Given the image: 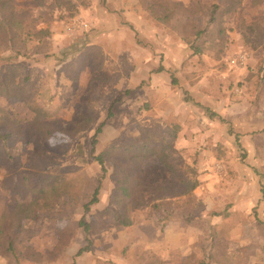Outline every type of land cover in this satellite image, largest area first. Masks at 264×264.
Listing matches in <instances>:
<instances>
[{"label": "rangeland", "instance_id": "rangeland-1", "mask_svg": "<svg viewBox=\"0 0 264 264\" xmlns=\"http://www.w3.org/2000/svg\"><path fill=\"white\" fill-rule=\"evenodd\" d=\"M159 1L165 2L16 0L20 20L35 19L38 28L50 29L49 43L42 53L29 56L2 52L0 79L12 63L26 67L39 89V102L55 113L51 119L57 129L48 138L31 135L32 108L23 98L0 93V120L19 119L28 140L10 139L6 150L14 157L13 171L27 167L37 151L47 152L54 160L51 170L78 188L75 209L26 222L40 258L24 264H145L153 254L162 258L155 264H192L188 257L193 251L197 264L209 247L213 224L231 228L228 247L234 264H264V0H173L182 21L174 30L163 22ZM214 3L232 6L222 17L221 32L208 24ZM184 25L214 28L204 37L202 52L195 53L185 41ZM221 42L224 51L218 57ZM161 66L164 70L157 72ZM88 115L92 123L78 131ZM175 124L181 129L173 149L205 178L195 189L203 208L192 218H163L149 207L138 209V223L145 224L121 229L109 223L92 230L90 251L76 256L87 244L80 220H97L114 187L108 162L100 202L84 210L101 173L94 154L125 136L141 139L143 126L172 129ZM141 175L155 183L170 172L154 157L144 162ZM3 178L0 169V217L19 200L6 190ZM174 202L180 214L189 212L186 197ZM0 264H8L2 254Z\"/></svg>", "mask_w": 264, "mask_h": 264}, {"label": "trees", "instance_id": "trees-1", "mask_svg": "<svg viewBox=\"0 0 264 264\" xmlns=\"http://www.w3.org/2000/svg\"><path fill=\"white\" fill-rule=\"evenodd\" d=\"M157 3L165 9L163 22L172 25L173 30L178 28L176 22L182 21L178 18L180 9L177 4L173 0ZM231 8L232 6L224 8L220 4H212L208 24L221 32L222 17ZM210 28L211 26L189 30V25L182 27L186 31L182 32L183 37L195 53L205 49L204 37L209 36L211 29H214ZM50 33L48 27L38 28L35 19L20 20L16 13V0H0V54L8 50L22 56L42 53L48 46ZM193 36L196 38L201 36L202 40L197 41L196 38H192ZM33 42L35 44L29 47ZM217 45H220L218 51L220 57L224 51L223 42ZM163 70L164 67L161 66L157 72ZM0 93L23 98L32 108L35 117L29 122L31 135L43 139L52 136L56 131V122L53 123L51 119L55 113L44 108L39 102V89L26 67L18 63L10 64L0 79ZM92 121L91 115L83 117L78 123V131L86 130ZM103 125L104 122L96 130L93 146L98 142L97 137ZM24 129L19 119L4 116L0 120V169L4 173L3 183L6 190L19 199L6 206L0 217V254L8 260V264H24L26 260L36 262L40 258V253L30 244L34 231L32 226L26 224L27 221L43 216H63L69 209L77 207L78 188L67 180L65 174L51 170L54 160L47 152L37 151L27 167L13 171L14 157L6 150V146L10 139L18 137L22 143L27 142ZM141 129V139L125 136L94 154L101 173L91 198L83 204L84 210L90 212L100 202L103 182L109 172L108 162L113 166L114 187L110 195V204L98 212L97 220L88 221L84 217L80 220L79 225L83 226L87 233V244L77 251L76 256L90 251L93 242L89 234L92 230L101 231L107 228L109 223L121 229L129 228L134 224V212L138 209L149 207L163 218L174 216L192 218L197 213L195 210L199 212L203 208L195 194V189L201 184L199 169L181 158L179 152L172 147L181 126L175 124L169 129L153 125L143 126ZM71 136L74 137V133H71ZM28 138L32 139L31 136ZM154 157L169 170L170 175L169 178L149 183L141 174L144 162ZM262 194L264 202V187ZM181 197L187 199L189 212L186 214H180L179 205H175L174 202ZM230 229L225 224L210 225L206 238L209 247L204 249L206 251L204 257L197 258V264H234L233 255L228 247ZM196 257V251H193L188 257L189 262L194 264L193 260ZM160 259L162 258L159 255L153 254V258L147 260L145 264H155ZM72 264H75V261Z\"/></svg>", "mask_w": 264, "mask_h": 264}, {"label": "crops", "instance_id": "crops-1", "mask_svg": "<svg viewBox=\"0 0 264 264\" xmlns=\"http://www.w3.org/2000/svg\"><path fill=\"white\" fill-rule=\"evenodd\" d=\"M201 179L205 180V178H204L203 175H201ZM147 208H148V207H147ZM145 211L147 212L146 209H145ZM137 217H138L137 214L134 213V224L131 226L132 228H135L136 226L138 227V226H141V225L145 224V223L141 224L142 222L138 223V219H137ZM140 224H141V225H140ZM131 227H129V228H131ZM143 241H144L145 243L148 244V240H147V239H143ZM149 245H150V244H149ZM150 247H152V246H150Z\"/></svg>", "mask_w": 264, "mask_h": 264}]
</instances>
